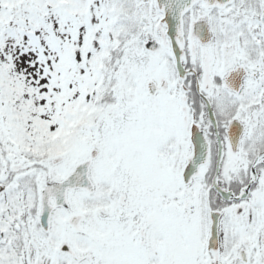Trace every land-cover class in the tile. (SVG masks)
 Returning a JSON list of instances; mask_svg holds the SVG:
<instances>
[{"label":"snow or ice","instance_id":"obj_1","mask_svg":"<svg viewBox=\"0 0 264 264\" xmlns=\"http://www.w3.org/2000/svg\"><path fill=\"white\" fill-rule=\"evenodd\" d=\"M0 264H264V0H0Z\"/></svg>","mask_w":264,"mask_h":264}]
</instances>
